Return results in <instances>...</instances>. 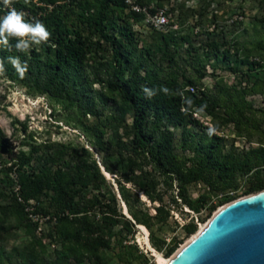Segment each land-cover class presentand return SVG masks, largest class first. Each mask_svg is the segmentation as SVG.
<instances>
[{
  "label": "trees",
  "instance_id": "16d2710c",
  "mask_svg": "<svg viewBox=\"0 0 264 264\" xmlns=\"http://www.w3.org/2000/svg\"><path fill=\"white\" fill-rule=\"evenodd\" d=\"M164 1L171 3L158 0L157 5ZM186 1L175 0L170 6L169 27L151 28L143 37L135 24L144 14L129 11L124 0H13L12 7L28 20L42 21L52 35L47 44L26 53L15 50V40L10 41L12 51L0 48V73L32 94L46 95L65 109L73 107L76 125L92 137L102 157L99 162L91 149L72 141L37 143L29 134L31 140L23 142L29 149L5 161L1 152L6 151V135L0 127V264H109L112 240L123 245L138 224L148 228L153 247L170 257L183 242L178 236L169 242L161 236L174 217L173 205L165 200L170 190H177L172 194L176 204L195 213L218 198L210 217L217 205L264 189V109L248 98L264 94V66L259 62L264 61V0H253L258 11L251 19L255 34L250 48L239 36L232 43L214 36L197 43L192 29H182V14L188 13L175 18ZM7 10L0 0V17ZM185 46L186 59L181 51ZM9 55L27 61L23 79L8 63ZM220 61L236 74L241 73L240 63L252 68L242 72L240 86L216 82L211 93L202 81L208 63L216 76ZM141 86H166L170 91L148 99ZM195 112L218 131L232 126L250 146L221 151L219 136H208V124ZM21 125L26 132L27 123ZM102 167L116 176L129 216L119 208L114 184ZM195 183L205 190L193 198L190 185ZM146 201L154 205V214L143 207ZM30 202L34 213L49 216L42 235L36 234L38 222L26 211ZM182 227L190 236L198 223L192 218ZM21 228L32 239L31 255L8 246ZM119 258L125 259L122 254ZM135 258L156 264L143 252Z\"/></svg>",
  "mask_w": 264,
  "mask_h": 264
},
{
  "label": "rangeland",
  "instance_id": "374dc122",
  "mask_svg": "<svg viewBox=\"0 0 264 264\" xmlns=\"http://www.w3.org/2000/svg\"><path fill=\"white\" fill-rule=\"evenodd\" d=\"M163 3L170 7L172 3L175 4L176 2L175 0H171V3L167 1ZM190 8H192L196 14H191ZM257 11V2L253 0H205L204 2H202V0H187L184 7L179 9V13H175V18H177L176 14H181L182 12L188 13L187 15L182 14V16L186 18L182 29L184 31L192 29L194 31L193 38H195L197 43L207 40L208 36L217 37L220 41L226 39L232 43L235 36H239L240 42L246 44L250 48L252 46L251 40L255 34L251 19L252 16L257 14ZM191 26L194 27L191 28ZM135 28L140 27L135 26ZM138 30L140 31L139 33H142L143 37H148L149 29L141 27ZM185 49L186 46L183 47L181 51L186 59L188 54L185 52ZM214 59L215 58L212 57L211 62H214ZM256 60L259 59L256 58ZM259 62L264 66V61L259 60ZM187 66L189 68L188 71L191 72L192 65L187 64ZM219 66L221 67L217 69L215 76L212 73L213 66L211 63H208L207 69L209 73L202 81L203 86L208 88L211 93L217 89L215 87L216 82L222 81L230 87L240 86V81L244 75L242 72H248L247 70L252 68L248 63H240L241 73L236 74L224 69V67H222L224 66L222 61L219 62ZM257 67L259 68L258 65ZM258 70L260 73L261 68ZM94 88H99V85H94ZM248 98L254 102L256 107L264 109V94L251 95ZM76 115V110L73 107L65 109L60 103L55 102L46 95L32 94L25 86L11 81L0 73V127L6 135L5 139L7 143L6 151L2 150L1 154L5 161H9L21 149L28 150L29 145L23 142L29 139L31 140L29 134H33L32 139L37 143L47 141L67 143L72 141L75 144L84 145L91 149L95 158L101 162L102 153L93 146L92 137L76 125L74 119ZM202 120L207 121L204 117H202ZM22 122L27 123L28 128L26 132L22 131ZM108 135L109 132L106 136ZM217 135L219 136V149L221 151L232 148H236L235 150L238 151L239 149L250 146V143H248L245 138L238 137L234 134L232 126H224L217 132ZM254 145H256V143H254ZM105 173L106 178L114 184L119 208L129 216L127 205L122 199L115 182L116 176L107 171H105ZM204 190L205 187L203 184L195 183L190 185V194L193 198L198 197ZM175 193H177L176 188L170 190L165 196L167 204L169 206L173 205L174 217L170 219L165 230L161 233V236H165L167 242H169L171 237L178 236L179 238H183L182 244H184L193 234L187 236L182 227L183 224L192 218L196 220L197 216L199 230L213 215L212 214L210 217L207 216L209 209L218 204L219 199L214 197L207 207L203 208L200 213L195 214L190 212L189 207L184 204H176L173 201L172 194L174 195ZM142 196L146 199L143 194ZM143 207H147L151 214L155 213L154 205L149 201H146ZM219 207L220 206L217 205L213 213ZM141 225L143 224L136 225V232L127 236L123 240V245L112 240V246L108 249V254L112 257L109 264H144L141 258H135V255L141 252L148 258L155 260L156 264H158L157 253L160 252L166 257L163 254L165 251L164 249L157 250L153 247L150 241V232L148 228L143 225L147 230V232H145ZM47 228L48 224L43 225L42 230H36V234L42 235L47 231ZM145 234L147 236V241L145 240ZM30 244H32V239L26 233L25 229L21 228L18 230V236L13 238L8 246H18L23 249V254L27 256L33 254L32 245ZM135 245H137V247ZM165 246L166 245H164V248ZM56 248H58V246ZM119 254H122V257L125 259L121 260ZM24 255H22V257H24Z\"/></svg>",
  "mask_w": 264,
  "mask_h": 264
},
{
  "label": "water",
  "instance_id": "95a60500",
  "mask_svg": "<svg viewBox=\"0 0 264 264\" xmlns=\"http://www.w3.org/2000/svg\"><path fill=\"white\" fill-rule=\"evenodd\" d=\"M3 145L7 149L6 139ZM167 259L166 264H264V189L221 205Z\"/></svg>",
  "mask_w": 264,
  "mask_h": 264
},
{
  "label": "clouds",
  "instance_id": "9594fccd",
  "mask_svg": "<svg viewBox=\"0 0 264 264\" xmlns=\"http://www.w3.org/2000/svg\"><path fill=\"white\" fill-rule=\"evenodd\" d=\"M2 2L8 10L0 17V48L12 51L13 45L10 41L15 40V50L26 53L50 41L52 33L42 21L26 19L23 11L11 6L13 0H2ZM7 61L15 69L18 76L23 79L29 67L27 61H22L19 56L14 55H9ZM141 90L148 99L157 95L158 92H163L167 95L170 91L166 86H161L159 89L141 86ZM204 108H206V105L201 106V111ZM217 132L218 130L215 126L210 124L206 126V134L208 136L211 137Z\"/></svg>",
  "mask_w": 264,
  "mask_h": 264
},
{
  "label": "built area",
  "instance_id": "2783aa9c",
  "mask_svg": "<svg viewBox=\"0 0 264 264\" xmlns=\"http://www.w3.org/2000/svg\"><path fill=\"white\" fill-rule=\"evenodd\" d=\"M124 1L128 6L129 11L144 14V18L139 23H136L135 26H139L140 28L143 27L147 29H151V28L164 29L166 27H169L172 21L171 13H169L170 7L168 5L158 6L157 5L158 0H154L150 4H141L139 3L138 0H124ZM177 1H181V0H177ZM171 5H173V3ZM173 27L177 28V24L174 25ZM140 28H135V29H140ZM187 89L191 90L192 92L196 90L194 85H188ZM194 115L202 120L203 116H201L197 112H195ZM203 122L208 125L210 124L208 121H203ZM10 164L11 163L9 162L8 165ZM1 168H2V164L0 163V169ZM12 177L15 178V180H17V174L15 172L12 173ZM19 188H20L19 184L15 183V185L13 186L14 191H18ZM19 200L23 201L21 197H19ZM30 204H33V202H30L29 204L26 205V211L29 212V217L31 218V220H33L34 222H38L37 230L40 231L42 230V226L47 224L49 216H45L42 213H34L32 211L34 207ZM189 210L190 212L195 213L193 210L191 209ZM196 221L199 224L197 216H196Z\"/></svg>",
  "mask_w": 264,
  "mask_h": 264
},
{
  "label": "bare ground",
  "instance_id": "6f19581e",
  "mask_svg": "<svg viewBox=\"0 0 264 264\" xmlns=\"http://www.w3.org/2000/svg\"><path fill=\"white\" fill-rule=\"evenodd\" d=\"M144 229L145 232H147L145 226L141 225ZM204 226V224L202 225V227ZM145 240L147 241V236L145 234ZM150 246V244H149ZM157 261H158V264H166L168 259L166 257H164L160 252L157 253Z\"/></svg>",
  "mask_w": 264,
  "mask_h": 264
}]
</instances>
